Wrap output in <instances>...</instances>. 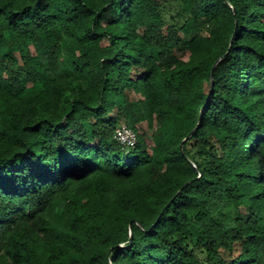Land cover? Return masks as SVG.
<instances>
[{
    "label": "trees",
    "instance_id": "16d2710c",
    "mask_svg": "<svg viewBox=\"0 0 264 264\" xmlns=\"http://www.w3.org/2000/svg\"><path fill=\"white\" fill-rule=\"evenodd\" d=\"M0 264H264V0H0Z\"/></svg>",
    "mask_w": 264,
    "mask_h": 264
},
{
    "label": "built area",
    "instance_id": "2783aa9c",
    "mask_svg": "<svg viewBox=\"0 0 264 264\" xmlns=\"http://www.w3.org/2000/svg\"><path fill=\"white\" fill-rule=\"evenodd\" d=\"M115 139L124 148H131L137 143V134L130 127L123 125L116 130Z\"/></svg>",
    "mask_w": 264,
    "mask_h": 264
},
{
    "label": "water",
    "instance_id": "95a60500",
    "mask_svg": "<svg viewBox=\"0 0 264 264\" xmlns=\"http://www.w3.org/2000/svg\"><path fill=\"white\" fill-rule=\"evenodd\" d=\"M212 85H213V83H212ZM212 85H211V86H212ZM192 133H193V132H191V133L189 134V136L192 135Z\"/></svg>",
    "mask_w": 264,
    "mask_h": 264
},
{
    "label": "rangeland",
    "instance_id": "374dc122",
    "mask_svg": "<svg viewBox=\"0 0 264 264\" xmlns=\"http://www.w3.org/2000/svg\"><path fill=\"white\" fill-rule=\"evenodd\" d=\"M144 128H146V124H144Z\"/></svg>",
    "mask_w": 264,
    "mask_h": 264
}]
</instances>
